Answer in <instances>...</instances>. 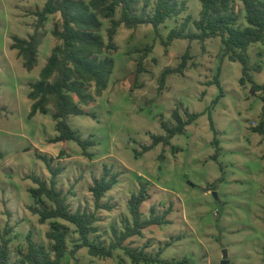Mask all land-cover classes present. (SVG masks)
Listing matches in <instances>:
<instances>
[{
  "label": "rangeland",
  "instance_id": "rangeland-1",
  "mask_svg": "<svg viewBox=\"0 0 264 264\" xmlns=\"http://www.w3.org/2000/svg\"><path fill=\"white\" fill-rule=\"evenodd\" d=\"M156 1L148 7L141 3L139 12L151 14ZM186 1L185 10L167 19L158 31L148 23L119 26L107 87L92 105L80 104L95 116L69 114L67 118L83 138L95 140L88 149L92 156H86L75 140L52 141L59 133L54 96L47 112L30 116L31 83L40 79L59 43L52 32L62 27L61 13L49 14L38 62L28 70L18 50L11 47L13 37L28 38L33 33L35 11L46 0H0V242L3 236L11 238L14 264H21L27 252L30 231L34 242L50 248L46 232L53 221L69 227V249L79 241L73 223L62 218L42 223L34 210L42 205L55 207L49 199L44 197L41 203L31 193L38 186L35 176L50 184L51 172L41 155L53 167L63 168L56 186L67 197L70 210L97 213L99 231L90 235L94 242L108 247L116 234L133 224L129 199L145 184L149 198L141 206L142 219L153 213L165 222L152 224L124 242L153 256L162 250L161 262L141 264H221L224 249L229 264H264V132L255 130L264 122V114L261 92L252 90L254 82L264 84V40L248 47L252 79L246 83L241 81L243 64L223 55L220 36L178 38L166 46L163 40L188 15L192 16L188 31L196 30L201 1ZM234 5L239 25H248L243 3L234 0ZM115 18H120V9ZM101 20V35L107 42L111 19L101 16ZM150 45L151 51H146ZM188 48L191 58L185 72L168 73L161 86L162 73L176 68ZM90 88L94 90L93 85ZM175 109L184 118L187 110L201 115L169 143L161 141L145 151L154 135H167L163 121L177 124ZM105 166L118 173L119 180L101 200L111 207L97 209L90 188ZM9 226L12 231L5 234ZM77 263L134 264L123 248L100 257L91 255L88 247L63 258V264Z\"/></svg>",
  "mask_w": 264,
  "mask_h": 264
},
{
  "label": "trees",
  "instance_id": "trees-1",
  "mask_svg": "<svg viewBox=\"0 0 264 264\" xmlns=\"http://www.w3.org/2000/svg\"><path fill=\"white\" fill-rule=\"evenodd\" d=\"M200 1L202 5L200 18L194 22L196 30L188 31L192 21V16L188 15L179 27L171 29L167 39L163 40V44L169 46L174 39L178 38L206 40L220 36L224 44L223 55L228 56L230 60H239L243 64L244 76L241 81L246 83L247 78L252 79L248 47L254 42L264 40V0H240L248 21L246 26L239 25V14L236 12L234 0ZM141 3L144 7H148L151 0H46L43 8L35 11L38 19L33 33L28 38L17 35L13 37L11 47L18 50L19 56L23 58L24 67L31 70L38 62L39 46L46 35L45 22L49 14L61 13L62 27H56L52 32L59 43L53 47L47 62L41 69L40 79L31 83V90L28 94L29 98L33 100L30 116H34L38 112H47L50 97L54 96L56 108L54 119L59 133L52 138L53 142L75 140L82 147L84 155L92 156L88 149L96 144L95 140L83 138L81 133L69 124L67 118L69 114L95 116L80 104L92 105L96 96L102 95L106 89L115 66L112 53L118 49L115 36L119 26L124 23L129 28H135L139 24L148 23L158 31L160 25L167 19L177 16L185 10L187 1L157 0L151 14H147L145 10L139 12ZM119 9L120 18L116 19L115 15ZM101 16L111 19V24L107 28V42L101 35L103 26ZM151 49L152 45L146 47V51H151ZM105 52L109 55L101 57L100 55ZM190 58L191 54L188 48L176 68L167 69L162 73L161 86L165 84L168 73L183 74ZM141 62L142 60L138 62L139 69ZM215 81L219 83L218 79ZM91 85L94 86V90L90 88ZM252 90L255 93L261 92L264 114V84L254 82ZM186 115L187 118H184L180 110L175 109L173 117L177 124L170 126L163 121V126L168 131L167 135H154L153 143L145 146L144 150H149L161 141L169 143L175 134L184 132L186 126L194 122L201 113L187 110ZM211 125L215 128L213 120H211ZM255 130L264 132V122L255 127ZM40 158L46 162L51 172L50 184L35 176L33 179L38 186L31 188V193L41 203L42 198L49 199L55 204V207L42 205L41 208L34 210L39 214V220L42 223L53 218H62L73 223L79 234V241L69 249V227L59 221H53L46 232L47 238L52 241L50 248L34 242L33 233L30 231L27 236L28 249L20 258L21 264H63V258L68 253L75 256L82 247H88L91 255L100 257H110L114 254L115 249L123 248L134 264L162 261L160 258L162 250L153 256L145 249L139 250L124 244L129 237L142 234L144 228L165 222L163 217L155 216L153 213L149 219H142L141 206L149 198L145 184H142L140 190L133 193L129 199L133 224H127L121 233L116 234V240L107 247L90 239L92 233L99 231V227L95 224L99 220L97 213L82 209L71 211L67 197L56 186L57 177L63 168L53 167L46 155H41ZM118 180L119 174L105 166L101 178L95 180L90 188L97 209L111 207L108 204H103L101 200ZM154 209L153 207L152 210L154 211ZM11 231L10 226L6 227L5 234ZM10 243V237H2L0 264H14L11 260Z\"/></svg>",
  "mask_w": 264,
  "mask_h": 264
},
{
  "label": "water",
  "instance_id": "water-1",
  "mask_svg": "<svg viewBox=\"0 0 264 264\" xmlns=\"http://www.w3.org/2000/svg\"><path fill=\"white\" fill-rule=\"evenodd\" d=\"M4 170L6 172H11V170L9 168H4ZM221 264H229V260H228V251L226 249H224L223 251V259H222V262Z\"/></svg>",
  "mask_w": 264,
  "mask_h": 264
}]
</instances>
